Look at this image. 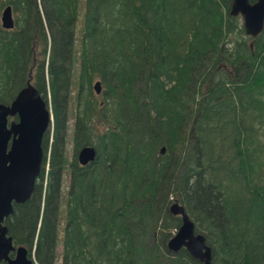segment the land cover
Segmentation results:
<instances>
[{"label":"trees","instance_id":"trees-1","mask_svg":"<svg viewBox=\"0 0 264 264\" xmlns=\"http://www.w3.org/2000/svg\"><path fill=\"white\" fill-rule=\"evenodd\" d=\"M232 1L0 0L15 23L0 25V103L32 79L53 114L34 191L4 220L33 264H202L167 250L171 196L212 264H264V30L247 36Z\"/></svg>","mask_w":264,"mask_h":264},{"label":"water","instance_id":"water-1","mask_svg":"<svg viewBox=\"0 0 264 264\" xmlns=\"http://www.w3.org/2000/svg\"><path fill=\"white\" fill-rule=\"evenodd\" d=\"M229 14L241 18L245 34L253 39L264 30V0L253 3L250 0H233ZM0 22L4 30L14 28L10 6L2 10ZM93 89L97 95L100 94V81L93 84ZM9 117H17V122L13 121L8 125ZM50 120L46 101L30 81L9 105L0 104V264H33L26 248L14 246L4 220L13 214L14 204H24L34 191L42 168V145ZM164 152L165 148H161L160 153ZM95 157V149L86 146L79 150L77 160L81 166H86ZM169 212L173 216H179L181 224L167 242V250L177 253L184 249L194 260L212 264V250L206 244L205 237L196 233L195 224L184 207L174 202Z\"/></svg>","mask_w":264,"mask_h":264},{"label":"rangeland","instance_id":"rangeland-1","mask_svg":"<svg viewBox=\"0 0 264 264\" xmlns=\"http://www.w3.org/2000/svg\"><path fill=\"white\" fill-rule=\"evenodd\" d=\"M83 8V3L80 4V9L82 10ZM81 18H82V12L79 13V18H78V21H77V25H76V38L79 37L80 35V25H81ZM0 25H1V22H0ZM78 50V48H76ZM76 57L78 58V53L76 51ZM74 88H72V92H76V89L73 90ZM71 92V94H73ZM48 100H49V96H47ZM75 98L74 96L72 95L71 97V100H70V103L68 105V128H67V139L65 141V151H66V154H65V157L67 158L68 161H71L72 158H73V154H74V150L76 149V146L74 145V140L72 138V135H73V131H72V128H73V120H74V117H75V113H76V108H75ZM49 109L51 110V106H50V103H47ZM52 112V110H51ZM53 129H51V132H50V129L48 130V133H49V143L51 141V137H52V131ZM51 135V136H50ZM161 150V149H160ZM69 182H70V177H69V170L66 169L64 175H63V187H62V194H61V200H60V215H59V220H58V234H57V237H58V240H61V238L63 237V228H64V225H65V219H66V213H65V208H66V204H67V191H68V186H69ZM172 200H175V197L174 196H171L169 197V203L172 202ZM167 205V210L169 212V208L171 206V204ZM164 207V205H162V208ZM165 214H166V209L165 211H162L160 213V218L158 220V223L160 225H162V220L164 219L165 217ZM158 216L155 215V219H157ZM160 232V231H158ZM171 235L172 237L174 236V234L176 233V231L174 230H171ZM60 242V241H59ZM57 251L58 252H61V242H60V245L58 246L57 248ZM56 264H60V262L58 261Z\"/></svg>","mask_w":264,"mask_h":264},{"label":"flooded vegetation","instance_id":"flooded-vegetation-1","mask_svg":"<svg viewBox=\"0 0 264 264\" xmlns=\"http://www.w3.org/2000/svg\"><path fill=\"white\" fill-rule=\"evenodd\" d=\"M29 81L31 82V84H33V83H32V79H30ZM27 82H28V81H27ZM22 88H23V87H22ZM22 88H21V89H22ZM21 89H20V90H21ZM20 90H19V91H20ZM19 91H18V92H19ZM14 98H15V97H14ZM14 98H13V99H14ZM11 102H12V101H11ZM11 102H10V103H11ZM10 103H9V104H10ZM0 104H2V103H0ZM9 104H8V105H9ZM4 105H5V104H4ZM13 121H16V122H17V117H9V118H8V125H9L11 122H13ZM10 141H11V139H10ZM9 144H10V143H9Z\"/></svg>","mask_w":264,"mask_h":264},{"label":"bare ground","instance_id":"bare-ground-1","mask_svg":"<svg viewBox=\"0 0 264 264\" xmlns=\"http://www.w3.org/2000/svg\"><path fill=\"white\" fill-rule=\"evenodd\" d=\"M46 104H47V102H46ZM48 106V105H47ZM49 111H50V115H51V120H50V124H49V127H48V130L50 129H52V123H53V114H52V112H51V110L49 109ZM48 130L46 131V133L48 132ZM46 133H45V135H46ZM45 137V136H44Z\"/></svg>","mask_w":264,"mask_h":264}]
</instances>
